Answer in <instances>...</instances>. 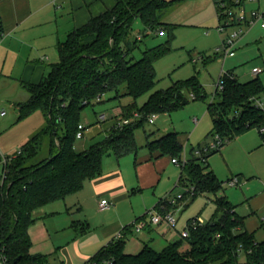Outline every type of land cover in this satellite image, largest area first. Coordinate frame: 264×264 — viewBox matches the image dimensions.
I'll return each mask as SVG.
<instances>
[{
    "label": "trees",
    "instance_id": "obj_1",
    "mask_svg": "<svg viewBox=\"0 0 264 264\" xmlns=\"http://www.w3.org/2000/svg\"><path fill=\"white\" fill-rule=\"evenodd\" d=\"M179 1L117 0L112 9L73 29L58 44L59 61L51 66L48 75L38 84L26 86L30 99L18 105L19 119L42 111L47 124L2 169L0 244L11 264L46 262L31 254L29 229L36 221L35 210L78 192L86 181L100 176L107 154L112 153L117 158L129 154L136 156L140 150L136 131L143 129L152 115L170 113L191 101H205L203 99L208 97L196 75L151 93L157 85L155 64L170 52L175 38V27L164 24L159 12ZM213 2L215 6L217 0ZM137 18L142 20L146 33L169 31L168 42L147 49L139 59L134 55L142 38L134 42L129 39ZM219 81L223 82V90L216 89L215 96L220 103L210 102L208 110L213 119L210 135L213 139L219 136L222 146L202 158L192 155L182 164L177 186L183 187L185 193L176 204L162 200L154 210H163V214L173 212L187 195L195 198L212 193L216 196L217 211L223 213L220 219L191 228L188 238L169 244L162 251L145 246L138 254L129 255L125 252V236L111 241L91 260H111L113 264H241L243 255L245 262L242 264H264V241L258 242L255 233L245 230V218L237 214L236 206L225 196L218 195L224 182L207 165L211 156L251 129H257L264 140V109L257 107L254 100L264 98V85L259 78L241 83L231 71L220 76ZM123 86L126 92L121 94ZM111 93L118 98L132 99L131 104L123 107L124 118L138 113L141 119L124 127H116L115 123L104 140L78 153L75 142L84 110L105 103V96ZM147 94H150L147 101L138 106V100ZM45 138L49 139V156L36 163L40 143ZM179 138L176 133L157 140L147 136L145 147L152 154L158 152L159 156L182 160ZM144 218L146 215L136 221Z\"/></svg>",
    "mask_w": 264,
    "mask_h": 264
},
{
    "label": "crops",
    "instance_id": "obj_2",
    "mask_svg": "<svg viewBox=\"0 0 264 264\" xmlns=\"http://www.w3.org/2000/svg\"><path fill=\"white\" fill-rule=\"evenodd\" d=\"M262 1L264 0L248 3L247 8L263 10ZM116 3L117 0H0V22L4 29V37L0 44V82L4 80V86L10 96L18 94L19 91L27 92L26 99H23L25 101L16 104L18 114L15 118L19 119L18 105L30 99L26 86L38 84L51 71V66L59 61L58 44L64 41L73 29L112 9ZM179 3L180 1L177 4ZM203 8L201 6L197 10V18L202 14ZM170 14L163 17L165 24H171L168 23ZM196 22L201 24L199 19ZM238 45L236 52L234 51L227 59L232 58L237 64L253 61L251 70L258 68L262 71L258 76L246 78L243 83L259 78L264 85V30L260 27L248 30ZM229 71L237 78L233 69ZM216 87L217 83L214 95ZM21 96L24 98V95L20 94L19 97ZM107 102L98 108L100 115L107 113L108 119L110 118L102 123L111 121L110 127L103 131L105 138L116 123L113 116L118 112L122 113L123 107L132 103L131 101L124 105L114 93L110 94ZM33 115H39L42 130L47 124L45 113L37 111ZM159 117L158 115L153 126ZM98 123L102 124L99 120ZM88 124L86 125L89 127ZM13 126L8 122L4 123L0 127V136L6 135ZM153 129V133L163 136L161 129L157 127ZM36 130L33 128L28 132L16 133L14 144L17 145L13 149H21L38 133ZM87 132H91V129ZM148 135L149 132L145 133V143H137L140 150L136 156L129 154L117 158L112 153L107 154L103 159L100 176L86 181L78 192L34 211L36 221L44 220V224L39 222L41 224L38 232L29 230L31 250L34 249V252L31 251L32 255L42 257L47 264H84L113 241L122 230L127 241L135 243L137 248L136 251H127L126 242L125 252L129 255L138 254L145 246L162 251L169 244L183 240L182 231L191 219L186 221L181 230L177 229L178 221L174 228L165 223L148 224L140 231L134 228L133 223L148 213L141 215L148 206L157 205L162 200H168L171 204L177 202V199L170 197L172 192L170 188L176 178L172 170L177 164L172 163L168 155L159 156L158 152L152 154L145 147ZM100 141L102 139L96 142ZM93 142L83 144L81 150L77 152L87 151L95 143ZM6 146L7 141L4 137L3 143H0V151L6 150ZM2 164L4 167L3 160ZM102 200H107L111 207L102 210L100 207ZM183 200L179 201L176 208L182 207ZM62 216L65 217L60 220ZM62 233H66L63 236H68L67 240L71 241L67 243L68 245L64 243ZM85 237L89 238L85 241ZM131 237L132 241L129 240ZM72 245L76 248L74 255L70 251ZM186 247L185 245L184 248Z\"/></svg>",
    "mask_w": 264,
    "mask_h": 264
},
{
    "label": "rangeland",
    "instance_id": "obj_3",
    "mask_svg": "<svg viewBox=\"0 0 264 264\" xmlns=\"http://www.w3.org/2000/svg\"><path fill=\"white\" fill-rule=\"evenodd\" d=\"M212 1L181 0L179 4L176 3V7L174 5V7L159 12L162 21L165 15L171 13L168 16V23L175 27V38L171 42L170 52L160 58L155 64L157 85L151 93L165 90L173 83L188 80L196 75L206 89L208 97L203 99L205 101H191L187 106L178 107L170 113L159 114L160 117L155 126L149 123L144 124L143 129L136 131L138 144L145 143V133L149 132L150 140H157L167 133L174 132L180 137L182 158L187 157L190 159L193 149H197L199 144H201L202 148H206L214 142L213 137L210 135L213 129V119L212 114L208 110V105L210 102L220 103V99L214 95L215 84L218 83L220 76L233 69L238 81L241 83L245 82L246 78L252 77L253 61L237 64L232 58L225 59V57L218 55L217 50L221 47L224 34H220L218 31V14ZM206 2L207 5H205ZM201 6L204 7L203 12L197 18V10ZM261 6L264 9V1H262ZM197 19H199L201 24L196 22ZM232 31L233 28L226 33ZM137 38H142L137 44L138 48L135 50L134 55L136 59H139L147 49L168 42L169 31L166 29L164 32L146 33L142 20L137 18L133 23V33L129 39L134 42ZM237 46L239 45L237 44ZM237 46L234 49L235 52L238 48ZM4 85V80H2L0 82V112H5V116H0V127L7 122L14 126L6 135L0 136L1 144L4 137L7 141V146L5 147L7 151L3 149L0 151V182L3 178L2 159L13 157L21 150L19 148L13 149L17 145L14 144L16 133L20 131L28 132L33 128H36V131L39 132L43 126H40L42 121L39 115H31L21 120L18 117L15 118L18 114L16 104L25 101L23 99H26L25 95L27 96V92L22 93V91H19L18 94H11L10 96ZM121 92H126V86L122 87ZM20 94L24 95V98L23 96L19 97ZM149 95L147 94L140 98L138 106H142ZM109 96L110 94L105 96V103L95 107L89 106L84 110L81 120L86 124L89 123L91 132H87L84 139L76 140V151L81 150V146L87 142L91 143V141H94L97 143L96 141L105 139L103 131L110 127L111 121L99 124L98 116L100 115V110L98 108L108 103ZM120 99L124 105L132 101L131 98L122 97ZM156 127L163 131V136H161L162 134L153 133V128ZM59 134L62 136V131H59ZM91 135L93 136L91 137ZM48 142L49 139L45 138L40 143L39 154L34 160L36 163L48 158ZM207 165L217 178L224 182L218 195L225 196L232 205L236 206L237 214L245 218V230L249 233H255L258 242L264 241V140L261 138L259 131L251 129L237 136L219 153L211 156ZM175 166L172 174L176 175L174 176L176 178L170 188L172 190L170 197L176 200L185 193V190L181 186L177 187V181L182 171L180 166ZM235 177L238 178V185L230 186L228 180ZM215 199L216 196L212 193L203 194L195 198L187 195L181 204L182 207H175V210H173L174 218L178 221L177 229L181 230L188 219L195 217L200 218L204 224L209 223L212 219L219 220L223 213L217 211ZM155 205L148 206L141 215L154 210L153 207ZM64 217H60V220H63ZM39 222L44 224V220H37L31 225L29 230L38 232L41 224ZM64 234L66 233L61 234L64 243H70L71 241L67 240L68 236H63ZM86 238L89 237H85V241L87 240ZM129 240L132 241L133 238L131 237ZM127 249V251H136L135 249L137 248L135 243L127 241ZM31 251L34 252V249ZM70 251L74 255L76 248L72 245ZM244 262L245 257L241 255L240 263Z\"/></svg>",
    "mask_w": 264,
    "mask_h": 264
},
{
    "label": "built area",
    "instance_id": "obj_4",
    "mask_svg": "<svg viewBox=\"0 0 264 264\" xmlns=\"http://www.w3.org/2000/svg\"><path fill=\"white\" fill-rule=\"evenodd\" d=\"M257 0H233L231 2L225 1V0H217V3L215 5L216 11L218 14L219 19V27L218 31L220 34H224L221 47L217 50L218 54L221 56L227 58L229 56H232L234 53V49H236V46L240 39L243 37V35L248 31L255 27H260L264 30V9H248L247 5L248 3H254ZM233 28L232 32L226 33L228 30H231ZM4 37V29L0 22V44L2 42V39ZM261 69H254L252 71L254 76H258L261 73ZM226 73H223L221 76H223ZM217 89L223 90V82L218 81L217 83ZM191 98H194V96H191ZM255 104L257 107L264 109V98H256ZM5 112H0V116H4ZM123 114L121 112H118L116 115H114V119L117 120L116 127H124L126 125H130L136 120L141 119V115L138 113H134L133 117L131 118H124L122 116ZM157 119V115H152L148 118L149 124H154L155 120ZM99 122H105L108 120L107 115L101 114L98 116ZM89 127L82 123L79 125V130L77 133V139L81 140L84 138L85 133L88 131ZM223 140L216 136L214 139V142L206 147H197V149H194L192 151L191 156L197 158H202L204 155L208 154L212 150L218 149L222 146ZM18 152V154H20ZM13 157H5L3 158L4 164H7L10 159ZM189 158L184 157L182 160L178 159H172V163L177 164L178 166H181L182 164H185ZM230 186H237L239 181L238 178L235 177L231 179L229 182ZM182 197V195H181ZM181 197L177 198L180 199ZM176 204V202H173ZM174 205V204H172ZM100 207L102 210L109 209L111 207V204L107 200H102L100 203ZM163 209V208H162ZM161 211L157 210H151L146 214V218L135 221L133 223L134 228L137 231H140L141 229L148 226V224L152 225H160V224H167L169 227L174 228L177 220L174 218V211L169 212L166 214H163ZM204 224L200 218H197L196 220L192 221L190 224H187L185 229L182 231V238H188L190 235L191 228H196L199 225ZM126 236L124 230L119 232L114 240H121L124 239ZM0 264H11L8 260V258L4 255L3 249L0 244ZM34 264H47L42 261H36ZM84 264H113L111 260H104V261H96V260H87Z\"/></svg>",
    "mask_w": 264,
    "mask_h": 264
}]
</instances>
